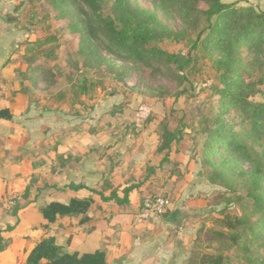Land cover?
Listing matches in <instances>:
<instances>
[{
  "label": "trees",
  "instance_id": "16d2710c",
  "mask_svg": "<svg viewBox=\"0 0 264 264\" xmlns=\"http://www.w3.org/2000/svg\"><path fill=\"white\" fill-rule=\"evenodd\" d=\"M42 2L47 5L50 22L42 28L40 37L33 41L26 39L20 49L16 47L12 52V57L15 55L24 65V71L13 68V76L19 79L23 95L27 93L24 84L33 85L31 74L35 72L45 78L47 91H50L61 72L69 70L70 108L81 104V99L95 89H103L104 76L123 82L127 70L109 61L101 53V47L118 62L147 66L151 63L175 64L166 47L180 46L187 50L183 68L188 74L193 72L195 75L201 72L202 61H206L213 79L208 86L207 110L198 122L202 137L200 154L207 166L204 174L209 184L232 193L234 188H239L231 201L225 198V205L234 202L239 205L240 214L220 211L219 217L213 220L214 225L205 231L208 240L218 246L213 253H194L187 264H226L229 256L223 251L233 248L238 252L236 264H264V154L255 165L249 159L247 149L249 142L261 146L264 141V12L251 7L237 8L221 0H153L159 8L176 9L183 25V30L176 32L162 27L150 11L135 9L131 0ZM60 23L67 28V38L61 35L63 31L55 28ZM94 75L102 78L94 79ZM7 82H3L4 92L14 94L13 83ZM64 97L65 92H61L53 98L61 101ZM255 97L260 101H254ZM58 106L56 109L61 111ZM11 118L7 108L0 109V121ZM159 128L154 149L159 160L155 164L148 163L143 173L137 176L134 173L112 174L110 180L102 179L97 188L70 185L72 192L86 190L91 197L51 200L40 208L44 222L40 225L42 235L25 252L23 264H109L103 250L67 253L56 243L57 232L52 226L62 229V220L88 222L94 196L102 203L110 201L122 205L129 203V196L135 191L141 201L140 210L145 200L166 199L165 196H145V193L158 185L163 188L166 179H172L176 173L173 158L179 152L183 133L181 128H172L167 120H162ZM93 131L88 133H95ZM57 143H54L55 148ZM114 143L112 139L104 140L98 150L99 158L108 153ZM222 151L249 160L251 170L239 171L235 180L230 181L223 172L229 160L221 156ZM77 160L78 157H65L55 152L51 173L56 167L64 168ZM108 161L109 167L115 168V162L109 158ZM121 178L126 181L122 185L119 184ZM39 180L37 175L32 176L21 194L8 198L6 205L13 215L31 201L32 195L37 197L42 190L38 187ZM42 183L46 185L44 180ZM107 189L110 192L105 196ZM168 211L165 219L177 225L181 216L178 208L174 206ZM216 225L225 231L214 229Z\"/></svg>",
  "mask_w": 264,
  "mask_h": 264
},
{
  "label": "rangeland",
  "instance_id": "374dc122",
  "mask_svg": "<svg viewBox=\"0 0 264 264\" xmlns=\"http://www.w3.org/2000/svg\"><path fill=\"white\" fill-rule=\"evenodd\" d=\"M221 2L234 4L237 8L251 7L264 12V0H221ZM131 3L139 11L153 13L162 27L176 32L183 30L176 9L159 8L153 0H131ZM48 14L47 5L42 0H0V58L5 61L15 47L20 49L26 39L33 41L40 37L42 28L50 22ZM55 28L63 31L61 35L67 38V28L63 23ZM166 49L174 58L175 64L151 63L146 66L129 61L118 62L101 47V53L115 65L125 68L127 76L120 83L104 76L103 89H95L81 99V104L73 108L68 104L72 97L69 92L68 69L61 72L57 84L52 86L50 91H47V83L42 75L37 72L31 74L33 85L24 84L27 85V93L23 96L18 84L19 79L12 76L11 70L19 68L24 71V65L17 61L14 55L9 61L10 71L5 72L4 78L11 80L13 88L18 93V100L20 102L24 100L30 108L28 116L35 119L33 122L36 123L37 129L48 124L47 118L50 116L61 118L66 116L67 122L61 123V127L55 124V127L49 131L47 140L52 138L54 140L55 136L61 135L63 127L78 133L94 130L100 143L107 139L115 140L116 143L103 157L113 160L117 171H124L127 168L135 170L139 175L140 172L143 173L148 163L158 162L159 157L154 154V149L160 132L159 123L162 120L169 121L172 128L182 129L179 152L174 155L172 164L176 173L172 179H166L163 188L159 185L155 186L152 191L145 193V196L151 194L166 197L168 208L155 219L164 220L169 208L174 206L178 208L181 216L177 224L180 228H177V233L181 236L177 237V233L172 232L171 239L177 252L183 253L186 257L181 264H187L196 252H214L218 243L210 242L205 231L214 225L213 220L219 217V212L222 210H227L230 214H240L239 205L234 202L225 205V198L231 201L235 191L239 193L237 192L239 188H234L232 193L218 185L209 184L207 175L204 174L207 166L200 154L202 137L198 122L207 110L210 94L208 86L213 79L206 61H202L200 73L188 74L186 68H183L187 50L180 46H168ZM182 77L185 80L181 79ZM93 78L100 80L102 77L94 75ZM61 92H65V97L61 101H56L54 95ZM253 100L260 101L259 97ZM57 106L61 111L56 109ZM139 106H146L149 111L148 117L142 122L136 120ZM68 140L73 139L68 138ZM247 149L249 159L258 165L261 154H264V141L261 146L249 142ZM221 156L229 160L223 172L230 181L235 180L239 171L251 170V163L245 158L240 159L224 151L221 152ZM72 172L66 181L72 178L73 181L75 180L76 171L73 169ZM123 178L119 181L120 185L126 182ZM47 193L48 191L45 194ZM55 195L59 198L70 196L68 192ZM140 204L138 198L134 210H131V216L137 222H139L137 215ZM10 205L13 206L12 203ZM225 206L227 209H224ZM124 208V211L130 210L128 207ZM147 221L151 222V219ZM214 229L225 231L217 225ZM223 254L229 256L226 264L237 263L238 252L234 248L223 251Z\"/></svg>",
  "mask_w": 264,
  "mask_h": 264
},
{
  "label": "crops",
  "instance_id": "0c3cea01",
  "mask_svg": "<svg viewBox=\"0 0 264 264\" xmlns=\"http://www.w3.org/2000/svg\"><path fill=\"white\" fill-rule=\"evenodd\" d=\"M12 52L5 61L0 58V109L7 108L12 117L10 121H0V264H23L25 252L42 235L40 225L44 222L39 209L49 201H65L72 196L91 197L86 190L72 192L70 185L97 188L102 179L110 180L112 174L137 175L135 170L127 168L124 171L112 169L107 157L100 159L98 150L102 142L95 133L71 132L63 127L61 135L56 134V139L47 140L55 124L61 127V123L67 122L66 116H50L47 118L48 124L37 129L33 122L35 119L28 116L30 108L24 100H18V93L4 92L3 82H11L4 76L5 72L10 71L8 67ZM11 71L13 76V68ZM75 134L77 138H74ZM55 152L65 157H78V160L64 168L56 167L51 173ZM73 169L76 171L75 180L66 181ZM34 175L40 179L38 187L42 190L36 198L32 195L30 202L21 203L22 206L13 215L6 205L8 198L21 194ZM62 192H68L70 196L59 198L55 195ZM109 192L107 189L104 195L108 196ZM118 196L122 198L119 192ZM136 200L135 191L130 194L129 203L122 205L110 201L102 203L94 196L88 222L81 224L79 219L62 220V229L57 225L52 226V230L57 232L56 243L67 253L83 254L103 250L109 264H181L186 257L177 252L171 239L172 232L177 233L179 226L155 217L151 218V222L135 221L131 210H134ZM124 207L130 210L124 211ZM180 236L177 233V237Z\"/></svg>",
  "mask_w": 264,
  "mask_h": 264
},
{
  "label": "built area",
  "instance_id": "2783aa9c",
  "mask_svg": "<svg viewBox=\"0 0 264 264\" xmlns=\"http://www.w3.org/2000/svg\"><path fill=\"white\" fill-rule=\"evenodd\" d=\"M148 108L146 106H139L136 113V120L138 122L144 121L148 117ZM168 208V202L161 197H156L150 200H145L142 208L137 215L138 221H147L151 218L160 216Z\"/></svg>",
  "mask_w": 264,
  "mask_h": 264
}]
</instances>
